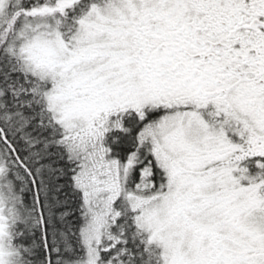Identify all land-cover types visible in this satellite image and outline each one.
<instances>
[{
    "label": "snow or ice",
    "instance_id": "6c2138e0",
    "mask_svg": "<svg viewBox=\"0 0 264 264\" xmlns=\"http://www.w3.org/2000/svg\"><path fill=\"white\" fill-rule=\"evenodd\" d=\"M0 264H264V0H0Z\"/></svg>",
    "mask_w": 264,
    "mask_h": 264
}]
</instances>
